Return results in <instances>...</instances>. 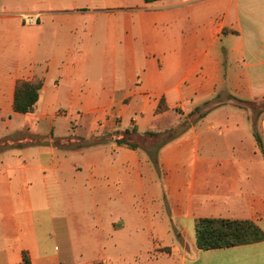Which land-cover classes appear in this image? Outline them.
I'll return each mask as SVG.
<instances>
[{"label": "crops", "instance_id": "1", "mask_svg": "<svg viewBox=\"0 0 264 264\" xmlns=\"http://www.w3.org/2000/svg\"><path fill=\"white\" fill-rule=\"evenodd\" d=\"M37 79L33 111H14L17 81ZM262 98L264 0H0V264H264V238L199 249L194 229L264 233V111L239 101ZM181 122L157 166L111 138L52 140Z\"/></svg>", "mask_w": 264, "mask_h": 264}, {"label": "trees", "instance_id": "2", "mask_svg": "<svg viewBox=\"0 0 264 264\" xmlns=\"http://www.w3.org/2000/svg\"><path fill=\"white\" fill-rule=\"evenodd\" d=\"M146 3L154 2L156 0H143ZM42 81L40 79L19 80L17 81L13 110L16 112L27 113L33 111L35 103L38 99L39 89L41 88ZM231 96V95H229ZM230 98V97H229ZM248 104V107L260 114L264 111V102H256L255 100H241ZM217 97H213L203 102V105L209 106L211 103L218 104ZM159 104V108H161ZM260 105V107L255 106ZM200 110V107H195L191 112ZM200 114H203L201 112ZM187 126L186 122H181L179 127L171 128L167 131H145L143 133L137 132L135 129H115L109 134L93 136L88 139L64 137L53 138V144L60 146H86L105 142L108 138L114 139L115 143L119 146H124L132 149L141 148L145 150L151 162L157 166V151L171 139L175 134L183 130ZM180 129V130H178ZM254 137L262 148V141L260 136L254 132ZM148 141H153L147 145ZM34 142V139H33ZM195 241L199 249H210L216 247L232 246L242 243H250L262 240L264 233L261 228L251 220L247 219H228V218H215V217H201L197 218L194 222ZM21 264H31L26 252L22 254Z\"/></svg>", "mask_w": 264, "mask_h": 264}, {"label": "rangeland", "instance_id": "3", "mask_svg": "<svg viewBox=\"0 0 264 264\" xmlns=\"http://www.w3.org/2000/svg\"><path fill=\"white\" fill-rule=\"evenodd\" d=\"M256 102H264V98H262V99H258V100H255ZM211 104H213V103H211ZM210 106V105H209ZM245 106L247 107V108H249L248 107V104H245ZM255 106H258V107H260V105H255ZM254 113H252V115H253ZM153 141H148L146 144L147 145H149V144H151ZM167 250V249H166ZM184 254V253H183ZM86 255L87 254H85V256L84 255H79L78 256V258L80 259V257H81V259H85V258H87L86 257ZM149 255V257H150V262H149V264H158V263H160V264H174V258L176 259V260H178L179 259V256H178V254L176 255V254H174L173 256H174V258L172 257V258H168L167 256H157V255H155V254H153L152 252L151 253H149L148 254ZM148 255H138V256H136L137 258H135L134 259V261H131V262H129V263H127V264H145L146 262H148ZM187 255V254H186ZM173 259V260H172ZM80 263H81V261H80ZM120 264V263H119ZM122 264V263H121Z\"/></svg>", "mask_w": 264, "mask_h": 264}, {"label": "built area", "instance_id": "4", "mask_svg": "<svg viewBox=\"0 0 264 264\" xmlns=\"http://www.w3.org/2000/svg\"><path fill=\"white\" fill-rule=\"evenodd\" d=\"M22 20L24 23L32 25L35 24L38 20L39 13L37 12H25L22 13Z\"/></svg>", "mask_w": 264, "mask_h": 264}]
</instances>
